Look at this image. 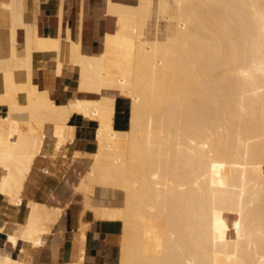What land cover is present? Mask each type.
<instances>
[{"label":"bare ground","instance_id":"6f19581e","mask_svg":"<svg viewBox=\"0 0 264 264\" xmlns=\"http://www.w3.org/2000/svg\"><path fill=\"white\" fill-rule=\"evenodd\" d=\"M20 3L5 6L20 13ZM171 3L160 0L158 8L171 12L164 15L166 35L155 30L150 38L153 0H106L116 28L93 54L71 39L67 25L70 60L81 68L79 89L97 97L66 104L30 78L14 80L16 68L30 76L33 50L60 51L62 36L43 37L27 26L20 56L13 28L11 50L0 55L6 83L0 98L9 103L0 117V194L22 204L46 125L60 149L73 138L69 120L76 113L98 123L97 150L77 190L96 218L122 222L117 264H264V0ZM21 92L26 105L17 102ZM118 96L129 100L126 128L116 126ZM96 186L122 194L120 206L94 204ZM30 207L25 224L8 234L14 245L20 238L43 245L67 206L30 201ZM0 264L30 263L0 246Z\"/></svg>","mask_w":264,"mask_h":264},{"label":"crops","instance_id":"0c3cea01","mask_svg":"<svg viewBox=\"0 0 264 264\" xmlns=\"http://www.w3.org/2000/svg\"><path fill=\"white\" fill-rule=\"evenodd\" d=\"M118 1L135 3V0ZM6 2L11 4L12 0H0L1 56H8L11 50L13 28H16L14 39L20 56L26 54L27 26L37 29V33L43 37L56 38L59 34L62 36L60 51L54 48L37 49V52L36 49L33 50L30 59L32 62L30 76L24 68H16L15 82L26 83L30 78L32 84L39 90L46 91L48 97L57 104H66L74 98L97 97L95 94L79 89L81 68L78 63L71 62L70 43L65 37L68 25L71 39L81 42L83 52L86 54L99 52L102 49L104 34L116 28V19L106 13V0H21V14L5 6ZM59 62L62 63L60 68ZM5 91V75L3 70H0V96H3ZM120 98L125 97H117L116 126L126 128L127 119L124 118L126 117L124 113L128 110L119 105ZM27 101L24 92L17 94V102L20 105H26ZM8 113L9 103L1 102L0 98V117ZM17 115L21 119L26 116L24 112ZM69 124L74 127L73 138H69L60 149L56 148L57 138L52 124L46 125V139L42 152L34 158L30 173L24 181L21 192L22 204L19 206L10 203L4 194H0V228H3V230L0 229V246L16 256H22L30 264H117L120 255L122 222L96 218L92 210L85 209L82 204L84 203L83 194L77 190L78 184L93 162L92 156L89 155L97 150L98 123L75 113L71 116ZM0 171L1 177L3 174L1 167ZM121 195L116 193L113 197L104 194L96 186L92 199L95 204L120 206L121 203H117V200L122 201ZM30 201L45 203L62 210L67 207L53 224L52 230L45 236L43 245L34 247L31 242L21 238L17 245H14L9 241L8 234L18 225L22 227L25 224L31 210ZM85 223L88 225H82ZM84 226L85 230L82 231ZM82 232H85L84 237Z\"/></svg>","mask_w":264,"mask_h":264},{"label":"rangeland","instance_id":"374dc122","mask_svg":"<svg viewBox=\"0 0 264 264\" xmlns=\"http://www.w3.org/2000/svg\"><path fill=\"white\" fill-rule=\"evenodd\" d=\"M171 3V0H169ZM173 1V0H172ZM137 2V0H135V3ZM154 2V7H155V14H154V18L151 21V23L149 24L146 33L148 34V36L150 38H152L154 36L155 30H157V34L159 33L160 35H166V32L168 30V20L166 17L164 18V15H170V10L168 12H163V13H158V8H159V3L160 0H153ZM171 5H173V2L171 3ZM166 15V16H167ZM156 27V28H155ZM159 29V30H158ZM119 105H121V107H125L128 110L129 107V100L126 98H120L119 99ZM105 194V193H104ZM122 196V195H121ZM122 199V197H121ZM94 203V202H93ZM117 203H121V200H117ZM95 204V203H94ZM229 222L231 223L232 219L230 217H228Z\"/></svg>","mask_w":264,"mask_h":264}]
</instances>
